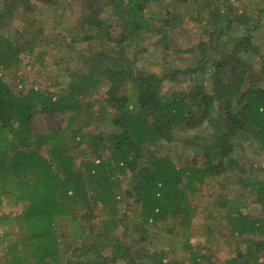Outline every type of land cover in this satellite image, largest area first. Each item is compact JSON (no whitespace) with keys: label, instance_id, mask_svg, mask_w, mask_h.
Instances as JSON below:
<instances>
[{"label":"trees","instance_id":"16d2710c","mask_svg":"<svg viewBox=\"0 0 264 264\" xmlns=\"http://www.w3.org/2000/svg\"><path fill=\"white\" fill-rule=\"evenodd\" d=\"M103 1L89 0L91 11L80 19V28H93L88 40L95 42L80 58L81 68L69 72L63 89L23 88L17 92L0 74V207L6 203L19 209L0 215L3 264H63L59 223H71L74 236L86 237L77 211L87 208L82 220L91 221L96 207L117 206L116 177L128 174L133 188L126 193L140 206L139 226L147 232L158 222L181 218L180 226L189 239L196 209L190 195L197 194L207 179L239 169L233 166L232 137H250L264 153V51L250 29L232 47L226 42L236 25L242 28L250 20L247 13H239L236 5L241 0H193L196 21L206 20L209 41L198 46L200 58L195 67L162 76L138 73L125 52L135 38L150 33L153 22H167L165 17L163 21L155 15L148 17L147 9L156 0H107L116 9L115 27H106V21L99 19L98 7ZM24 5L27 11L32 9L29 2ZM15 6L16 0L10 1L5 12ZM254 21L253 31L259 32L264 2L257 7ZM115 28L121 30L118 35ZM26 34L19 31L15 41L0 46V72L2 67L19 65L20 54L34 51L41 30L30 39ZM248 54L257 56L258 70L248 61ZM200 73L208 74L210 91L196 85L189 91L162 92L165 82ZM103 82L109 84L102 104L110 112L112 128L105 137L85 132L90 121H83L93 105L82 99ZM40 115L64 117L67 125L64 130L40 132L34 126L35 117ZM207 128L213 130L211 143L194 145L200 162L178 168L170 157L160 155L158 146L176 140V132ZM82 146L91 160L77 167L72 152ZM240 173L244 171L240 169ZM245 181L241 176L240 182ZM248 187L258 206L255 216L248 213L245 202L217 201L231 234L245 246H239L225 264H264V179H256ZM121 224L116 216L101 222L97 233V237H104L101 249H111L102 263L121 258L134 262L130 247L112 242ZM162 260L160 257L159 264ZM203 262L205 257L199 252L190 254L189 264ZM165 264L185 263L170 260Z\"/></svg>","mask_w":264,"mask_h":264},{"label":"rangeland","instance_id":"374dc122","mask_svg":"<svg viewBox=\"0 0 264 264\" xmlns=\"http://www.w3.org/2000/svg\"><path fill=\"white\" fill-rule=\"evenodd\" d=\"M10 1L13 0H0V46L4 47L7 41H15L16 33L19 31H26L28 39L33 38L31 34L38 30H41V34L37 36L39 43L31 54H20L19 65L2 67L0 74L10 88L17 92L22 91L23 88H47L49 92L63 89L69 79V72L80 69V58L93 49L95 41L88 40L94 33L93 28L82 29L78 26L82 16L91 11L89 0H16L18 7L6 13L5 7ZM25 2L30 3L32 8L30 11L26 10ZM263 2L264 0H241L236 5L239 13H247L250 20L242 28L236 25L228 34L226 42L229 48L246 36L247 29H250L254 32L255 40L261 43V51H264L262 39L264 22L259 32L253 31L257 7ZM103 3L104 5L100 4L98 7L99 19L106 21V27L107 25L115 27L116 9L113 5H108L107 0ZM146 13L148 17L155 15L162 21L165 17L167 22H153L150 33L135 38L132 45L125 48L126 55L133 61L136 71L162 76L195 67L200 58L198 46L209 41V33L206 31V20L196 21L197 7L194 1L188 0L185 3L183 0H156ZM120 32V28H115V35ZM5 57H7L6 54ZM248 61L255 69H259L257 56L248 54ZM207 80L208 74L181 75L177 81L165 82L162 92L173 94L189 91L196 85H204L210 91L211 86ZM108 89L109 84L103 82L95 91L82 97L93 105L83 121V123L90 121V126L85 132L105 137L112 131L108 122L110 112L102 104ZM66 125L64 117L51 119L40 115L35 117L34 122L35 128L40 132L57 128L64 130ZM212 132L213 130L208 128L200 132L178 131L176 140L158 146L159 153L170 157L178 168L190 166L193 162L201 161L194 145L211 143L213 139L210 133ZM231 142L235 146L233 166L238 165L239 169L229 171L217 179H207V184L197 194L190 195V200L196 209L189 239L184 236V229L180 226L181 218L158 222L156 226L149 227L147 232L139 226L140 206L126 193L133 188L128 174L116 177L117 206L108 209L102 208L101 205L96 207L91 213V221L82 220L87 208L86 210L80 208L77 211V218L85 227L86 237L74 236L71 223H59L61 262L63 264L68 262L73 264H159L162 257L163 264L170 260H180L189 264L190 254L195 251L205 257L203 264H225L226 260L236 255L239 246L242 249H245V246L239 244L241 241L239 237L231 234L217 201L232 199L245 202L248 213L255 216L258 206L254 202L252 190L248 185L256 179H264V153L258 150L256 143L250 137L239 136L232 137ZM72 154L76 159L77 167L82 162L91 160L90 157L85 156L88 155L85 146L75 148ZM240 169L244 173L239 174ZM240 175L246 178L245 184L240 182ZM18 210L3 203L0 207V215H8ZM114 216L120 218L123 224L119 225L112 242L119 241L120 244L130 247L133 263L122 258L102 263V257L109 255L111 249H101L100 242L103 243L104 237L103 235L97 237V233L100 231L101 222ZM92 245L98 247L88 252L81 250L83 247L91 248ZM3 260V253L0 250V264H3ZM262 261H264V254Z\"/></svg>","mask_w":264,"mask_h":264}]
</instances>
